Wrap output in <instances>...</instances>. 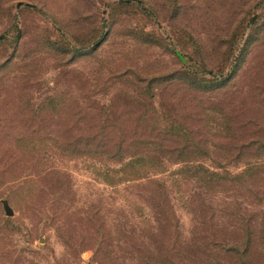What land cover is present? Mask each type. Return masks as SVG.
Wrapping results in <instances>:
<instances>
[{"label": "rangeland", "instance_id": "374dc122", "mask_svg": "<svg viewBox=\"0 0 264 264\" xmlns=\"http://www.w3.org/2000/svg\"><path fill=\"white\" fill-rule=\"evenodd\" d=\"M140 1L0 0V264H264V0Z\"/></svg>", "mask_w": 264, "mask_h": 264}, {"label": "trees", "instance_id": "16d2710c", "mask_svg": "<svg viewBox=\"0 0 264 264\" xmlns=\"http://www.w3.org/2000/svg\"><path fill=\"white\" fill-rule=\"evenodd\" d=\"M137 3L139 5H141V1L140 0H137ZM142 7V6H141ZM69 147H72V148H77V147H80L81 144L80 142H73V143H69L68 144ZM99 146L98 145H94L92 149H96L98 148ZM238 148L240 150H244V149H256V150H259V149H264V143L261 142L260 140H255V139H252V140H249V141H243V142H240L238 143ZM122 158H117V161H122L121 160ZM134 165H138L137 162L135 161H129V162H126L122 165V169L123 170H127V171H130L128 169V167H133ZM251 169H249L247 171V173H245L244 176H247V179H252V178H257V177H260L261 173L258 172V171H251ZM222 246H224V250L225 251H228V252H232V253H236L238 251V248L237 245L235 244V242L233 243L232 241L230 243H226V244H221ZM250 247V243L246 242V244L242 247V250H243V253H246L248 252V248ZM101 248L100 246L97 245L96 249L94 250V254H98L100 252ZM108 254H109V251H106V253L103 254L104 256V261L105 263H108L109 264V259H108ZM165 255L166 254H161L160 252H157L155 254H151V253H147V256H146V259H145V264H168V261L165 259ZM158 259V262H156ZM96 260V259H95ZM97 264H102V262H100V260L96 261Z\"/></svg>", "mask_w": 264, "mask_h": 264}, {"label": "water", "instance_id": "95a60500", "mask_svg": "<svg viewBox=\"0 0 264 264\" xmlns=\"http://www.w3.org/2000/svg\"><path fill=\"white\" fill-rule=\"evenodd\" d=\"M0 38H1V36H0ZM3 212H4L5 216L9 217L12 215L11 209L6 204H3Z\"/></svg>", "mask_w": 264, "mask_h": 264}]
</instances>
